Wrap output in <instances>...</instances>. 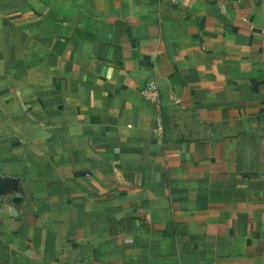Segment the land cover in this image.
Listing matches in <instances>:
<instances>
[{"label": "crops", "instance_id": "0c3cea01", "mask_svg": "<svg viewBox=\"0 0 264 264\" xmlns=\"http://www.w3.org/2000/svg\"><path fill=\"white\" fill-rule=\"evenodd\" d=\"M0 264H264V0H0Z\"/></svg>", "mask_w": 264, "mask_h": 264}, {"label": "built area", "instance_id": "2783aa9c", "mask_svg": "<svg viewBox=\"0 0 264 264\" xmlns=\"http://www.w3.org/2000/svg\"><path fill=\"white\" fill-rule=\"evenodd\" d=\"M149 91L151 93H154L155 92V86L154 85H151L150 88H149Z\"/></svg>", "mask_w": 264, "mask_h": 264}]
</instances>
